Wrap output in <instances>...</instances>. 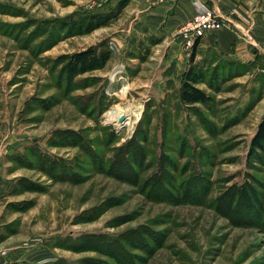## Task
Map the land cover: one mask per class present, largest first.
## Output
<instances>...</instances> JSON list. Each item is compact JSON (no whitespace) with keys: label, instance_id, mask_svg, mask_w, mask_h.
<instances>
[{"label":"rangeland","instance_id":"374dc122","mask_svg":"<svg viewBox=\"0 0 264 264\" xmlns=\"http://www.w3.org/2000/svg\"><path fill=\"white\" fill-rule=\"evenodd\" d=\"M120 1L0 0V264H264V156L250 155L264 73L200 47L214 101L193 113L179 99L193 46L138 22L156 0L66 28ZM101 43L103 69L63 74Z\"/></svg>","mask_w":264,"mask_h":264},{"label":"crops","instance_id":"0c3cea01","mask_svg":"<svg viewBox=\"0 0 264 264\" xmlns=\"http://www.w3.org/2000/svg\"><path fill=\"white\" fill-rule=\"evenodd\" d=\"M201 2L215 13L236 24L221 25L201 37L200 47L215 50L221 57L240 65H254L264 73V0L261 6L243 8L230 0H169L141 4L139 20L142 31L175 35L196 14L195 2ZM241 18H250L251 29ZM178 38V37H177ZM176 38V39H177ZM180 43V42H179ZM177 43L175 58L182 61L183 54ZM174 58V59H175Z\"/></svg>","mask_w":264,"mask_h":264},{"label":"trees","instance_id":"16d2710c","mask_svg":"<svg viewBox=\"0 0 264 264\" xmlns=\"http://www.w3.org/2000/svg\"><path fill=\"white\" fill-rule=\"evenodd\" d=\"M129 1L130 0H122L108 13H94L91 14L86 20L74 18L73 21L66 26V28L68 30H77L78 32L85 31L90 33L99 28L108 26L110 23L116 21L120 17L122 9L128 4ZM200 40L201 38L197 39L193 45L189 67L184 72L179 89L180 102L193 113L199 112V105L209 108L214 101L212 95L199 87L201 84H210V81L207 79L208 72L210 71L207 69L205 62L202 64L196 62L201 44ZM111 57V50L105 43H101L95 47L89 48L82 52L74 53L73 55L69 56L62 69V72L68 78L82 76L90 72L103 69L110 61ZM227 61V63L237 67L242 66L233 61ZM222 65L223 64L220 66ZM218 66L219 65L215 66L214 68H217ZM260 152L264 156V117L258 125L257 132L252 139L250 147L251 156H257Z\"/></svg>","mask_w":264,"mask_h":264},{"label":"built area","instance_id":"2783aa9c","mask_svg":"<svg viewBox=\"0 0 264 264\" xmlns=\"http://www.w3.org/2000/svg\"><path fill=\"white\" fill-rule=\"evenodd\" d=\"M156 1H169V0H156ZM196 14L194 18L183 25L179 31V35L186 39L188 46L192 47L198 38L203 37L207 32L220 27L223 24L233 26L228 19L211 11L208 7L195 2Z\"/></svg>","mask_w":264,"mask_h":264},{"label":"bare ground","instance_id":"6f19581e","mask_svg":"<svg viewBox=\"0 0 264 264\" xmlns=\"http://www.w3.org/2000/svg\"><path fill=\"white\" fill-rule=\"evenodd\" d=\"M122 115H125L124 112H122V111L115 112V115H114V120H115L116 124L119 125V126L123 125V123L128 119V118H124V120L121 121L120 119H121ZM124 124H126V122Z\"/></svg>","mask_w":264,"mask_h":264},{"label":"water","instance_id":"95a60500","mask_svg":"<svg viewBox=\"0 0 264 264\" xmlns=\"http://www.w3.org/2000/svg\"><path fill=\"white\" fill-rule=\"evenodd\" d=\"M228 21H229L231 24H233V25L236 26V24H235L234 22H232V21H230V20H228ZM120 120L123 121V120H124V116H122Z\"/></svg>","mask_w":264,"mask_h":264}]
</instances>
